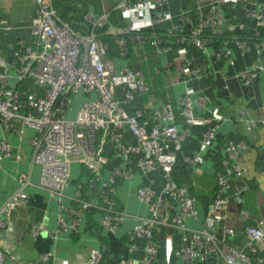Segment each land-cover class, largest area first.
I'll list each match as a JSON object with an SVG mask.
<instances>
[{
  "label": "crops",
  "instance_id": "obj_1",
  "mask_svg": "<svg viewBox=\"0 0 264 264\" xmlns=\"http://www.w3.org/2000/svg\"><path fill=\"white\" fill-rule=\"evenodd\" d=\"M121 1L55 0L53 6L60 22L83 37L96 34L102 41L108 38L119 42L123 35H127L131 23L152 32L165 33L161 35H164V45L168 51L158 53L157 48L152 46L155 54L147 43H129L128 48L130 44L133 46L131 57L127 53H122L127 54L124 56H111L108 53L117 73L130 67L142 71L151 84L150 93L136 98L131 105L124 103L125 88L118 87L116 99L121 107L130 115L141 113V122L150 128L155 109L163 103L172 102L175 120L164 123V126L173 124L185 135L181 142L182 150L177 154L175 178L176 183L196 199L197 213L194 217L183 218V229H157L158 255L153 264H185L177 252L194 246L193 234L203 229L211 213L217 178L225 172L229 159L227 147L230 141L235 144L244 143L248 148L240 153L238 159L241 167L246 170L245 174L241 178H230L228 194L232 204L228 221L230 227L235 229V235L227 238V244L250 254L245 229L264 219V49L256 45L264 39V24L248 18L244 4L239 0H207L203 4L204 13L217 8L225 27L231 28L224 38L210 40L204 49L199 50L187 37L180 41V37L167 35L179 24L187 36L192 25L180 23V19L196 7V0H163L162 5L152 2L149 6L125 0L133 9L130 13L118 8ZM255 1L264 6V0ZM35 9V4L29 0H0V20L7 21L11 26V30L0 32V58L5 62L11 63L13 44L18 41L33 49L37 47V39L29 30ZM162 12L167 13L168 19L160 23L153 22L152 19ZM89 16L97 20L106 16V20L102 21L101 27H97L87 20ZM238 39L248 40L251 49L240 50L236 45ZM185 61L198 72L197 76L188 72ZM244 70H252L257 74L253 85L248 86L241 79L240 74ZM9 75L12 77L9 87L18 90L23 99L42 94L35 80L18 82L16 71L10 66ZM187 92L194 102L195 118L210 119L218 127L215 138L207 144L203 141L209 126H189L181 115L178 100ZM96 97L82 90L66 95L63 100L67 117L74 119L82 104ZM200 97L206 98L203 106L196 104ZM246 109V118L240 120L241 112ZM33 137L34 130L19 122H11L9 130L2 129L0 125V141L5 138L11 144L13 154L3 160L0 168V211L21 188L29 196L28 204L18 207L13 213L11 226L0 230L2 264H42L40 256L47 252L53 253L49 264H88L92 249L109 252V260L104 264H118L122 260H128L129 264H143L146 241L137 238L131 241L129 238L135 226L150 216V207L138 199L137 190L149 188L163 195L162 170L158 168L144 173L139 166L140 156L125 155L119 151L116 143L105 141L103 151L108 162L100 168L93 180L90 181L84 175L80 163L72 164L71 178L64 191L63 200L67 206L64 210L51 193L40 187L41 166L33 160ZM123 138L127 144L136 143L128 128L123 131ZM99 139H102L101 135ZM193 156L198 157L196 164L188 163L186 159ZM115 168H124L132 173L131 178L121 181L116 188V208L127 215L117 232L111 234L101 227L100 212H89L82 215L78 233L67 229L58 234L57 238L50 237V233L58 229L59 215L66 217L74 206L71 198L78 194L76 181L81 179L84 184L90 181L89 194L94 197L100 184L109 178ZM21 178H26L24 186ZM243 186L247 190L241 193ZM238 197H241L240 204L236 203ZM242 212H246V216ZM163 213L170 221L179 215L178 209L170 203L164 204ZM33 226L40 227L38 237L32 235ZM215 232L219 238L223 237L222 228ZM132 243L137 245V250L129 255L128 248ZM196 251L198 256L193 258V264H225L219 256L208 252L206 247H197ZM257 254L264 260V242L258 243Z\"/></svg>",
  "mask_w": 264,
  "mask_h": 264
},
{
  "label": "built area",
  "instance_id": "obj_2",
  "mask_svg": "<svg viewBox=\"0 0 264 264\" xmlns=\"http://www.w3.org/2000/svg\"><path fill=\"white\" fill-rule=\"evenodd\" d=\"M35 4V13L31 16L29 30L37 39V47L33 49L22 41L13 44L11 63L0 58V120L1 128L10 129L11 122H19L22 126L34 130L31 139L33 160L41 166L40 187L51 193L62 209L65 188L71 178V167L75 162L84 165L93 173H97L105 166L108 159L104 155L105 141H113L119 151L125 155L140 156L139 166L144 173H150L160 168L164 175L163 195L157 194L149 188L137 190L138 199L150 207V216L143 218L129 234L131 241L144 239L146 241L143 264H153L157 259L158 246L156 232L160 227L183 229V218L194 217L197 213L196 199L188 191L181 188L173 178L177 163V154L182 150V139L185 137L173 124L164 126L166 122H174V103L161 104L153 113V125L148 128L141 122L142 114H128L116 99L118 87L125 88L124 103L131 105L136 98L149 94L151 84L142 71L130 67L123 68L119 73L108 56L110 45L100 40L96 34L88 37L77 35L68 25L61 23L52 0H29ZM207 0H196V7L183 14L180 23L192 25L187 36L178 24L169 31L168 36L180 37V41L188 38L197 49L205 48L212 38L221 37L231 28L225 27L224 19L217 8H211L207 13L203 11V4ZM244 4L248 18L264 24V6L255 0H239ZM141 6H149L152 2L162 5L163 0H134ZM135 4V5H136ZM118 8L125 13L133 11L131 4L122 0ZM168 19L165 12L157 14L152 21L163 22ZM92 25L101 27L106 16L98 20L87 17ZM11 30L7 21L0 20V32ZM146 29L131 23L127 28L128 37L119 41L122 53H127L128 44H149L157 48V52L168 51L165 48L164 37L149 35ZM149 31V30H148ZM236 45L240 50L251 49L248 40L238 39ZM257 47L264 49V39ZM188 72L197 76L198 72L184 62ZM9 66L16 71V80L32 79L41 88L42 94L23 99L18 90L10 88ZM243 82L250 86L256 81L257 74L252 70H244L240 74ZM82 90L95 94L97 97L85 101L74 119L66 115L64 97L70 93ZM197 105L206 104V98L200 97ZM181 115L189 126H209L204 135V143L212 141L218 127L210 119H197L194 116V102L189 92L178 100ZM248 110H243L240 120H244ZM264 123V121H263ZM128 128L135 144L124 142L123 131ZM102 139H99V136ZM244 143L235 144L230 141L227 151L229 159L225 172L218 176L214 202L203 229L193 234L194 246L186 247L177 255L182 257L185 264H193V258L198 256L196 248H204L208 252L219 256L225 264H264L263 258L257 254L258 243L264 242V219L257 225L246 227L247 246L250 254L238 250L227 244V238L235 235L233 227L222 226L223 237L219 238L215 232L227 220L232 199L228 194L230 178H241L246 170L241 167L238 159L241 152L247 150ZM12 146L5 139L0 141V168L5 158L12 157ZM186 161L196 164L197 156L188 157ZM264 161V156H263ZM264 174V172H263ZM132 173L124 168H115L109 178L100 184L96 197L82 199L79 196L71 198L73 208L68 215H59L58 229L50 233V237L57 238L62 231L70 229L78 233L82 223V215L88 210L101 213L100 225L108 233H116L125 222L127 215L116 208L115 192L118 184L131 178ZM26 178H21L22 185ZM247 190L243 186L241 193ZM170 199L179 211L173 221L163 213L165 200ZM29 196L21 188L15 192L0 211V230L11 226L13 213L20 206L28 204ZM241 203V197L236 199ZM246 216V212H242ZM40 227H32V235H40ZM204 246V247H203ZM137 250L132 243L128 248L131 255ZM53 253L47 252L40 256L42 264H49ZM104 254L98 249L90 251L88 264H101ZM0 253V264H2ZM118 264H129L122 260Z\"/></svg>",
  "mask_w": 264,
  "mask_h": 264
},
{
  "label": "trees",
  "instance_id": "obj_3",
  "mask_svg": "<svg viewBox=\"0 0 264 264\" xmlns=\"http://www.w3.org/2000/svg\"><path fill=\"white\" fill-rule=\"evenodd\" d=\"M52 3H53V5L55 4V0H52ZM55 7V6H54ZM56 9V8H55ZM145 33H147V34H149V35H157V36H161V37H164V35H161V34H165V33H156V32H152V31H148V30H145ZM169 34V32L167 33V35ZM226 34H227V32H226ZM226 34H224V36H221V37H215V38H212V39H219V38H224L225 36H226ZM167 35H165V37L167 36ZM126 37H128V35H123L122 37H121V39L122 38H126ZM120 39V40H121ZM262 40V39H261ZM104 42H106V43H109L110 44V46H111V49H110V55L111 56H113V55H115V56H124V55H129L130 57H131V55H132V51H133V46L130 44L129 45V48H128V52H127V54H122V48L120 47V45H119V42H114V41H110V40H108V38H106L105 40H103ZM150 48H152V50L154 51V53H155V49L151 46ZM156 54V53H155ZM109 56V55H108ZM144 96V95H143ZM82 166V168H83V171H84V175L86 174L89 178H90V181L91 180H93L94 178H95V176H96V174L95 173H93L90 169H88L87 167H85L84 165H81ZM176 171V169H174V172H173V178H174V180H175V182H176V175H175V172ZM90 181H88V182H86L85 181V184L84 183H82V181H81V179H79V180H77L76 181V187H77V196H79L80 198H82V199H90L91 197H93V195H91V194H89V186H90ZM179 185V184H178ZM180 187L181 188H183V186H181L180 185ZM190 193V192H189ZM191 195V194H190ZM97 196V194L94 196V197H96ZM191 197H192V195H191ZM166 204L167 203H170V204H172L173 205V207L174 208H176V205L170 200V199H167L166 200V202H165ZM89 212H99V211H97V210H88V211H85V213L86 214H88ZM236 214L238 215L239 214V209L238 210H236ZM225 224V225H224ZM222 226H228V227H230V225H229V221H228V218H227V220L221 225V227L220 228H222ZM104 254V260H103V262L101 263V264H104V262L105 261H108L109 260V252H107V253H103Z\"/></svg>",
  "mask_w": 264,
  "mask_h": 264
},
{
  "label": "water",
  "instance_id": "obj_4",
  "mask_svg": "<svg viewBox=\"0 0 264 264\" xmlns=\"http://www.w3.org/2000/svg\"><path fill=\"white\" fill-rule=\"evenodd\" d=\"M98 176H99V174L96 177L97 180H98ZM93 187H94V189H96V185H95L94 181H93Z\"/></svg>",
  "mask_w": 264,
  "mask_h": 264
},
{
  "label": "rangeland",
  "instance_id": "obj_5",
  "mask_svg": "<svg viewBox=\"0 0 264 264\" xmlns=\"http://www.w3.org/2000/svg\"><path fill=\"white\" fill-rule=\"evenodd\" d=\"M99 190V189H98Z\"/></svg>",
  "mask_w": 264,
  "mask_h": 264
}]
</instances>
